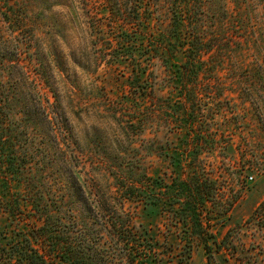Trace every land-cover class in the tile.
<instances>
[{"label":"trees","instance_id":"16d2710c","mask_svg":"<svg viewBox=\"0 0 264 264\" xmlns=\"http://www.w3.org/2000/svg\"><path fill=\"white\" fill-rule=\"evenodd\" d=\"M22 1L0 0L1 21L14 28L7 39L0 33V219L6 220L0 225V264H162L159 241L147 227L133 223L134 208L150 221L169 216L182 224L203 244L210 264H215L213 244L219 255L230 254L237 264H254L252 253L223 240L213 243L206 231L222 211L207 210V202L221 188L206 175L199 159V153L217 142L199 106V73L205 56L212 58L218 37L208 25L202 1L169 0L170 26L155 35L158 43L149 53L151 65L144 62L143 53L131 57L130 91L154 108L143 113L139 107L134 113L139 116L122 121L117 151L106 142L97 159L84 153L72 117L58 106L40 39L23 27L27 15L20 9ZM103 1L105 16L136 23L130 21L136 13L124 8L121 0ZM149 1L151 10L160 2ZM80 6L85 24L100 27L88 0H80ZM135 40L127 32L117 43L125 49ZM106 45L116 52L111 41ZM120 52H103L97 61L118 64ZM159 91L185 95L182 107L163 121L155 118L165 116L171 105L165 95H157ZM157 125L167 126L163 127L167 131L175 126L186 136L177 150L171 151L158 137L150 144L148 155L165 159L177 171L171 181L168 174L149 173L146 154L136 157L130 150L134 135ZM253 218L264 221V201Z\"/></svg>","mask_w":264,"mask_h":264},{"label":"rangeland","instance_id":"374dc122","mask_svg":"<svg viewBox=\"0 0 264 264\" xmlns=\"http://www.w3.org/2000/svg\"><path fill=\"white\" fill-rule=\"evenodd\" d=\"M201 1L209 15L208 25L212 24L218 34L212 58L206 55L202 64L198 89L200 109L217 139L213 149L199 153V159L205 163L206 175L221 188L207 202V210L222 211L206 225L207 236L213 243H233L238 251L252 253L254 264H264V221L253 218L264 201V0ZM121 2L124 8L136 13L134 20H130L136 23L117 22L105 16L103 0H88L90 14L101 25L95 29L85 24L80 0H23L20 4L27 15L23 27L40 39L50 68L47 76L60 100L58 106L72 117L76 137L84 153L93 159L102 155L106 142L111 144L106 147L117 151L122 140V121L139 116L134 114L139 107H143V113L154 108L130 91L131 57L143 53L144 62L151 65L149 53L158 43L155 35L170 26L169 0H160L154 10L149 9V0ZM0 16V33L7 39L14 28L1 21ZM127 32L135 37V45L121 49L117 39ZM107 41L112 42L116 52L107 50L111 46L106 45ZM103 52H120L123 56L118 57V64H106L97 61ZM149 68L153 70L152 66ZM156 71L164 77L162 70ZM157 95H165L171 105L165 116L155 118L157 121L180 109L185 96L167 91ZM163 127L157 125L134 135L130 150L136 157L146 154L149 173L168 174L171 181L177 171L165 159L148 155L150 144L158 137L168 142L171 151L177 150L185 144L186 136L175 126L168 131ZM157 130L160 132L156 136ZM180 174L187 176L186 171ZM133 210V223L156 235L162 264H210L203 244L190 237L182 224L169 216L150 221L140 216V208ZM5 223V218L0 219L2 227ZM213 245L215 264H237L230 254L219 255L217 244Z\"/></svg>","mask_w":264,"mask_h":264}]
</instances>
